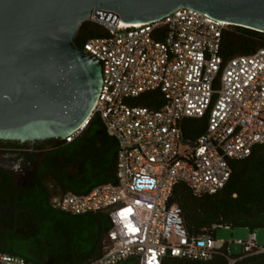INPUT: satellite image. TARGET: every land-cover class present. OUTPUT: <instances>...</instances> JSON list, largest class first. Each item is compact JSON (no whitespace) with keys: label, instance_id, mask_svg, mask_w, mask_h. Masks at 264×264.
I'll list each match as a JSON object with an SVG mask.
<instances>
[{"label":"built area","instance_id":"2783aa9c","mask_svg":"<svg viewBox=\"0 0 264 264\" xmlns=\"http://www.w3.org/2000/svg\"><path fill=\"white\" fill-rule=\"evenodd\" d=\"M91 20L107 29L82 46L101 64L102 83L89 117L59 140L75 141L100 117L117 146L116 182L85 193L68 190L51 200L70 215L109 213L105 250L86 264L131 258L161 264L167 254L204 260L230 248L215 238L216 224L209 233H191L181 208L170 200L181 182L198 197L217 193L232 174L231 162L264 143V48L224 62L222 32L230 24L185 6L133 25ZM154 91L162 94L160 107L133 101ZM205 116V131L186 139L184 120ZM256 237L253 231L248 240L237 241L242 253L264 250ZM0 264L47 263L0 252Z\"/></svg>","mask_w":264,"mask_h":264},{"label":"trees","instance_id":"16d2710c","mask_svg":"<svg viewBox=\"0 0 264 264\" xmlns=\"http://www.w3.org/2000/svg\"><path fill=\"white\" fill-rule=\"evenodd\" d=\"M104 34V25L87 20L82 23L76 43L82 47L87 38ZM260 48H264V31L241 25H227L223 29L220 55L224 62ZM133 101L160 107L163 98L159 91H154ZM207 122V116L186 118L184 137L196 140ZM42 142L45 146L39 145ZM116 150L115 140L106 134L98 116L71 143L55 138L36 140L34 144L0 139L1 153H20L29 160L28 174L23 177L0 164V252L47 264H86L99 258L111 227L109 213L103 210L70 215L56 209L51 200L68 190L85 193L98 184L115 183ZM231 165L229 180L215 194L198 197L182 182L174 187L170 202L181 208L191 233H209L215 224L217 230L264 229V143L255 145L248 157L233 160ZM120 264L139 262L131 258ZM161 264H264V250L233 255L225 246L209 259L167 254Z\"/></svg>","mask_w":264,"mask_h":264},{"label":"water","instance_id":"95a60500","mask_svg":"<svg viewBox=\"0 0 264 264\" xmlns=\"http://www.w3.org/2000/svg\"><path fill=\"white\" fill-rule=\"evenodd\" d=\"M181 6L264 31V0H0V139H60L89 117L102 69L76 43L84 21L133 25Z\"/></svg>","mask_w":264,"mask_h":264},{"label":"rangeland","instance_id":"374dc122","mask_svg":"<svg viewBox=\"0 0 264 264\" xmlns=\"http://www.w3.org/2000/svg\"><path fill=\"white\" fill-rule=\"evenodd\" d=\"M7 162V163H4ZM0 164L4 166H10V168L20 167L22 162L20 161L19 154L15 152L1 153L0 152ZM257 234L256 242L262 247L264 246V229L255 231ZM250 229L248 228H230L222 227L216 231L215 238L217 240H223L230 243V254L238 255L243 251L242 245L237 241L248 240Z\"/></svg>","mask_w":264,"mask_h":264},{"label":"flooded vegetation","instance_id":"af4514ba","mask_svg":"<svg viewBox=\"0 0 264 264\" xmlns=\"http://www.w3.org/2000/svg\"><path fill=\"white\" fill-rule=\"evenodd\" d=\"M45 141V140H44ZM32 144H34V143H32ZM45 142H42V143H39V145H41V146H45ZM19 154V158H20V161L22 162V164H21V166L20 167H15V168H10V166H4V165H2L3 167H5V168H8V169H10V170H12L13 172H15L19 177H23V176H25V175H27L28 174V172H27V166H29V160L26 158V156L25 155H23V154H20V153H18ZM4 163H7V162H4ZM7 165H8V163H7Z\"/></svg>","mask_w":264,"mask_h":264},{"label":"crops","instance_id":"0c3cea01","mask_svg":"<svg viewBox=\"0 0 264 264\" xmlns=\"http://www.w3.org/2000/svg\"><path fill=\"white\" fill-rule=\"evenodd\" d=\"M263 247V246H262Z\"/></svg>","mask_w":264,"mask_h":264}]
</instances>
